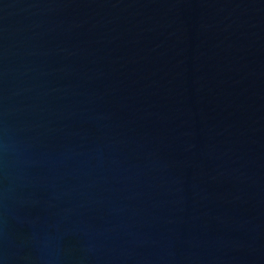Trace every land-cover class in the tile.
Here are the masks:
<instances>
[{"label":"water","instance_id":"1","mask_svg":"<svg viewBox=\"0 0 264 264\" xmlns=\"http://www.w3.org/2000/svg\"><path fill=\"white\" fill-rule=\"evenodd\" d=\"M0 264H264V0H0Z\"/></svg>","mask_w":264,"mask_h":264}]
</instances>
